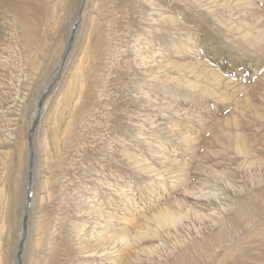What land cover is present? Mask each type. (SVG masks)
I'll use <instances>...</instances> for the list:
<instances>
[{"label":"rangeland","instance_id":"obj_1","mask_svg":"<svg viewBox=\"0 0 264 264\" xmlns=\"http://www.w3.org/2000/svg\"><path fill=\"white\" fill-rule=\"evenodd\" d=\"M17 250L264 264V0H0V264Z\"/></svg>","mask_w":264,"mask_h":264},{"label":"bare ground","instance_id":"obj_2","mask_svg":"<svg viewBox=\"0 0 264 264\" xmlns=\"http://www.w3.org/2000/svg\"><path fill=\"white\" fill-rule=\"evenodd\" d=\"M80 5V4H79ZM76 15V14H75ZM76 20H77V17H76V19L74 20V22H73V24L71 25V33H72V31H73V27H74V23L76 22ZM70 33V32H69ZM70 33V34H71ZM71 36V35H70ZM216 78H218V77H216ZM213 80H216V79H213ZM51 84V83H50ZM49 84V85H50ZM47 89V91L49 90V86L46 88ZM252 115L253 114H255L254 116H256V118H259L260 116H259V114H257L256 112H254V113H251ZM37 118V117H36ZM239 124L238 123H236L235 124V130L237 131L238 129V126ZM33 128V123H31L30 125H29V132H28V138H32L33 137V131L31 130ZM223 139L224 140H226L227 142H228V144H229V146L231 147V148H233V144L231 143V142H229L230 141V136L231 135H229V133H227V132H223ZM236 139V138H235ZM184 140H185V138H184ZM241 139H238V140H236V142L238 143L239 141H240ZM215 141H218L217 143H220L221 141H220V139H215ZM247 145H245L244 144V146H237V148H235V149H233V151H232V153L234 154V155H238V156H240V158L241 157H243V159L245 158V160L247 159V166H246V169L248 168V170L250 169V167H254V166H256L258 163L257 162H248V154H249V147H246ZM231 153V154H232ZM234 155L232 156V157H234ZM232 157H230L231 158V160H232ZM30 158H32V161H33V170L35 169V166H34V162H35V154L33 153V150H32V148L31 147H29V149H28V151H27V167L29 166V159ZM237 159H239V158H237ZM230 160V159H229ZM235 161V160H234ZM242 164V163H241ZM242 168V167H241ZM244 169V168H243ZM26 172H27V175H28V168H26ZM35 174V172L33 171V173H32V177H33V180H32V184H31V188L29 189V191H28V189L27 188H25L26 190H25V197H24V205L29 201V200H31L32 199V193H33V190H34V186L36 185V183H35V181H36V175H34ZM28 183H29V181H28V176H27V183H26V185H28ZM35 183V185H33ZM27 194H29V198H27ZM31 198V199H30ZM27 199H28V201H27ZM251 199H253V197L252 196H250V197H248V201H250ZM29 203V202H28ZM249 209H250V206L248 207ZM23 209V208H22ZM252 214V219L253 220H259L258 219V217L256 216V215H254L253 213H251ZM179 217H176L175 215H173V213H169L168 211L167 212H165V213H161V214H159V215H157V217H156V222L158 223V225H162V224H165V223H168V222H170L171 224H175V220H177ZM177 230V229H176ZM140 237V236H139ZM139 237H138V239H139ZM137 239V240H138ZM18 242V241H17ZM20 243H21V241L19 242V249H21V245H20ZM23 245V244H22ZM24 245H25V243H24ZM23 245V246H24ZM18 249V250H19ZM17 250V251H18ZM145 251V250H144ZM241 251V250H240ZM17 253V252H16ZM240 253V252H239ZM23 256V255H22ZM16 257V258H15ZM8 260H9V258H8V256L7 255H5V256H3V260L1 261V262H4L3 264H8ZM14 263L15 264H22L23 263V257H20L19 256V254L17 255L16 254V256L14 255Z\"/></svg>","mask_w":264,"mask_h":264},{"label":"water","instance_id":"obj_3","mask_svg":"<svg viewBox=\"0 0 264 264\" xmlns=\"http://www.w3.org/2000/svg\"><path fill=\"white\" fill-rule=\"evenodd\" d=\"M81 9H82V4L80 6V9L78 10V14H77V20L76 22L74 23V27H73V31L71 33V36H70V39L68 40V46H67V49L64 53V56H63V59H62V62H61V65H60V68H59V71H61V69L63 68V66L65 65L66 63V60L70 54V51H71V48H72V45H73V42H74V39H75V35H76V32H77V29H78V26H79V23H80V14H81ZM55 82V80H53L51 82V84L49 85V90L51 89V86L53 85V83ZM47 94H44L42 97V99L40 100V103H39V106H38V114L37 116L39 117L40 114H41V110H42V103H43V100L45 98ZM35 125L33 126V128L31 129L33 132H34V129H35V126H36V122L34 123ZM29 142H28V147L31 146V142H32V138H28ZM32 168H33V161H32V158L29 159V166H28V185H27V189L29 191V189L31 188V184H32V180H33V177H32ZM27 198H29V194H27ZM28 201V199H27ZM26 212V210H25ZM20 251V250H19ZM19 251L17 252V255L19 253Z\"/></svg>","mask_w":264,"mask_h":264}]
</instances>
